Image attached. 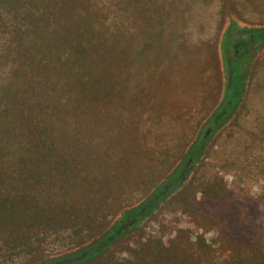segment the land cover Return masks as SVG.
<instances>
[{
  "label": "rangeland",
  "instance_id": "374dc122",
  "mask_svg": "<svg viewBox=\"0 0 264 264\" xmlns=\"http://www.w3.org/2000/svg\"><path fill=\"white\" fill-rule=\"evenodd\" d=\"M263 28L264 0H0V264L77 253L148 203L78 264H264ZM232 59L242 101L161 200Z\"/></svg>",
  "mask_w": 264,
  "mask_h": 264
},
{
  "label": "trees",
  "instance_id": "16d2710c",
  "mask_svg": "<svg viewBox=\"0 0 264 264\" xmlns=\"http://www.w3.org/2000/svg\"><path fill=\"white\" fill-rule=\"evenodd\" d=\"M257 30H258L257 33L260 32L261 35L264 34V28ZM232 63H233V59L228 62V64H230V68H231L230 73L232 74V76H231V80L228 79L225 84L224 97L219 106L220 113L213 120L214 126L205 127L203 133L196 138V140L190 147V151L185 158L186 161L182 164L181 168H179L175 174H173L171 177H169L166 181H164L161 184L159 192L155 195L158 196L159 198L161 197V200L167 197L170 193H172V191L176 190V187L178 185L177 183L182 181L181 180L182 177L185 176L186 172L190 170L189 168L194 163L199 161L202 152L207 146L211 131L218 128L217 126L221 125V123L224 120L225 112L227 111V109H230L232 106L236 108L238 104H240V102L242 101L243 95L245 93L244 89L246 86V74L244 73L245 76L244 77L242 76V78L240 77L239 80L238 78L233 77L235 70L232 66ZM235 64L238 65V63ZM239 65L241 66L242 63L239 62ZM152 204L153 203H148L145 206L140 207L130 212L129 214L123 216L120 222L118 223L116 229H113L108 234L101 236L98 240H96V242H94L91 245H88L87 248H83V250H80L77 253H73L71 255H67L59 258H46L44 259L43 262L39 264H78V263L86 262L92 257L104 253L105 249L108 248L110 242L115 237H117L119 230L123 228L122 225H125L123 223L129 224V222L132 223L134 220H140L143 215H145L147 212H149L152 209Z\"/></svg>",
  "mask_w": 264,
  "mask_h": 264
}]
</instances>
